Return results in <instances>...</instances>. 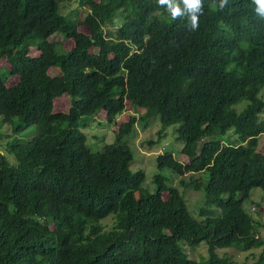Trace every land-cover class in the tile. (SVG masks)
<instances>
[{
	"label": "trees",
	"instance_id": "16d2710c",
	"mask_svg": "<svg viewBox=\"0 0 264 264\" xmlns=\"http://www.w3.org/2000/svg\"><path fill=\"white\" fill-rule=\"evenodd\" d=\"M62 1L0 0L1 122L37 128L0 152V264H264L259 224L243 209L251 189L264 191V18L252 0L222 10L202 0L196 30L157 0H72L69 10ZM62 95L70 107L55 112ZM126 103L143 120L158 117L160 132L177 125L188 162L163 153L159 170L208 172L202 219L163 177L149 193L144 173L129 169L122 140L135 116L101 151L86 145L80 129L101 111L116 121ZM211 206L218 216L207 217ZM202 242L207 257L189 259L182 246ZM232 246L260 252L252 262L216 256Z\"/></svg>",
	"mask_w": 264,
	"mask_h": 264
},
{
	"label": "rangeland",
	"instance_id": "374dc122",
	"mask_svg": "<svg viewBox=\"0 0 264 264\" xmlns=\"http://www.w3.org/2000/svg\"><path fill=\"white\" fill-rule=\"evenodd\" d=\"M99 1V0H95ZM63 4L70 3L71 6L65 8L66 10L71 9V7H77V3L70 1H62ZM79 32L88 34V30L84 26L78 27ZM50 41L61 42L62 47L65 50H69L73 47L72 40H64L61 36H54L50 38ZM31 56H37L38 52L31 50ZM6 61L1 60L0 68L6 66ZM49 74L54 75V71L49 70ZM16 82V78H10L7 81L8 86L13 85ZM243 105H239L236 109L240 111ZM70 107V99L66 95H62L59 98H56L53 102V111L55 112H67ZM144 115V111L138 110L137 113L130 108L129 104L126 103V108L124 112L117 117V120L108 123L106 121V116L104 112H99L93 121L90 123V126L86 128H81L80 131L86 137V145L90 150L96 152L101 151L102 147L106 144H111L115 142V137L118 132V127L121 123L127 122L130 116H135L136 124L127 137L122 141L126 143L132 153V161L129 165V169L132 172L142 171L144 173V181L142 183V188L153 193L156 190L155 179L158 176L164 178V183L169 185V187H174L178 190L180 195L184 198L186 202V207L190 215L194 219H202L198 216L199 209L202 206L204 199V185L208 178V172H199L193 174H186L183 176H178L173 174L167 169L159 170L156 163V157L163 153H169L173 155V158L181 163L185 164L188 162V159L185 155L181 153L183 148V142L176 140V134L174 132L175 126H170L164 131L160 132L161 124L158 117H152L148 119H141V116ZM18 125H21V122L17 119H14L10 124L1 122L0 118V152H5V146L13 141L25 142L30 140L36 134V126L31 125L20 131H14V128ZM160 132V133H159ZM229 132L223 137H228ZM233 137V136H232ZM235 138V137H233ZM231 138V139H233ZM237 138V137H236ZM263 139H260V145L258 150H263ZM7 157V156H6ZM12 157V156H10ZM11 161V159H10ZM196 181L199 183L200 188L196 189L194 184L191 181ZM199 181V182H198ZM168 193H163V198H167ZM244 211L250 215L255 222L259 224L256 226V233L261 239H264V191L260 188H253L250 190L249 196L243 202ZM207 217H216L219 215L220 211L211 206L208 207ZM111 220H106L104 225L109 227ZM184 252L187 254V257L196 262L201 261V258L207 257L206 244L205 242L200 243L196 247L182 246ZM197 250V251H196ZM250 251H239L234 246L227 248H219L215 250V254L218 258L231 257L234 261L242 262L244 260L248 262L254 261L260 249ZM195 253V254H194ZM254 254V256H253Z\"/></svg>",
	"mask_w": 264,
	"mask_h": 264
},
{
	"label": "clouds",
	"instance_id": "9594fccd",
	"mask_svg": "<svg viewBox=\"0 0 264 264\" xmlns=\"http://www.w3.org/2000/svg\"><path fill=\"white\" fill-rule=\"evenodd\" d=\"M161 7H166V11L172 19L187 17L192 30L199 27V15L202 14V0H157ZM228 3V0H219V8L222 10ZM256 6V14L264 18V0H252ZM215 4V0H214Z\"/></svg>",
	"mask_w": 264,
	"mask_h": 264
}]
</instances>
